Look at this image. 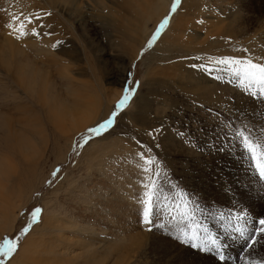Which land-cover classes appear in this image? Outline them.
I'll list each match as a JSON object with an SVG mask.
<instances>
[{"label":"rangeland","instance_id":"rangeland-1","mask_svg":"<svg viewBox=\"0 0 264 264\" xmlns=\"http://www.w3.org/2000/svg\"><path fill=\"white\" fill-rule=\"evenodd\" d=\"M42 1L0 0V44L5 37L4 61L0 57V172L17 168V177L9 173L4 180L5 193L11 201L25 193L28 197L33 183L44 178L18 214L13 233L2 235L0 244L7 238L17 240V246L11 257L0 256V262L18 263L27 236L21 230L32 224L35 208L41 209L40 224L45 198L69 194L82 206L77 190L97 169V162L105 161L109 165L100 170L114 173L111 180L118 192L129 193L123 205L131 220L128 230L119 235L99 232L98 259L86 254L85 264H264V232L260 231L264 226L258 223L264 219V174L258 166L264 165V89L242 81L232 71L243 63H219L231 57L264 65V0H180L175 11L173 0H122L128 10L120 8L121 0H103V8L93 9L82 0L70 17L63 11L60 16L49 11L61 27L48 26L52 35L46 38L33 36L31 29L37 27L26 22ZM138 13L143 20L130 37L143 39L144 44L135 57L134 52L122 53L120 44L123 26H130L126 18L132 22ZM166 17L167 23L149 47L148 41ZM179 22L188 31H176L166 48L175 45L189 50V55L175 60L177 68L168 63L167 76H160L155 60L161 53L155 50L175 26L179 28ZM9 23L13 29L6 27ZM21 24L27 34L17 39ZM219 29L222 36L215 37ZM228 32L234 33L233 39L221 42L232 38ZM55 55L58 69L57 62L53 64ZM185 69L193 70L190 82L181 79ZM19 76L36 99L27 97L31 95L15 80ZM125 87L132 89L130 99L117 110ZM196 96H207L211 104L196 103ZM54 97H61L59 102L81 99L97 106H89L80 119L67 123L68 130L75 124L86 129L66 147L60 140L56 161L51 149L42 150L54 141L47 123ZM110 117L107 128L89 131ZM20 126L30 133H22ZM35 130H42L47 142L38 143L40 154L32 157L38 165L29 172L22 156H31L28 152L19 156L16 143L36 144ZM145 206L151 209V224L143 222ZM86 208L93 213L92 206ZM117 219L121 228L127 225L120 215ZM133 227L137 229L132 231ZM63 235L69 243L78 239L73 230ZM85 237L81 240L87 245L93 238ZM83 253L77 249L69 255ZM55 254L45 255L55 258Z\"/></svg>","mask_w":264,"mask_h":264},{"label":"bare ground","instance_id":"bare-ground-1","mask_svg":"<svg viewBox=\"0 0 264 264\" xmlns=\"http://www.w3.org/2000/svg\"><path fill=\"white\" fill-rule=\"evenodd\" d=\"M151 1L153 2L154 0H151ZM42 2L43 3H41V5L35 4L37 7V8L35 7V9L38 12L33 9L32 11L34 13L32 12L33 14H29V17L31 16L33 20L31 24H34L37 27V31L39 33L37 37H45V38L50 37L52 35V33L48 30V26L58 27V28L61 27L59 26L60 23L58 24L57 20L55 19V17L57 16L56 15L57 13L60 16L61 15L60 11L61 12L63 11L66 13L68 17H70V15L74 14V11H77L79 8H81L80 5L83 3L82 0H43ZM120 2H121L120 8L121 9L124 8V10H128L127 8L129 6L126 5V3L124 4V1L122 0ZM85 5H87L88 7H91V9H93L94 6H98V8L104 7L103 0H87V3ZM50 10L56 16H54L53 14L49 15ZM37 15H39L40 17L39 20H36ZM138 15H139V18H137L135 14V18L133 19L132 22H130L131 19L129 20L128 18H126V22H128L130 26L129 27H127L126 25L123 26L124 28H122V31L124 32V38H123L122 43L120 44L122 53H126L129 51L130 53L134 52L135 57L138 51L140 50V48L142 47V45L144 44L143 39L136 41V39H132L130 37V33L138 29V26L142 23L143 16L141 13H138ZM43 23H46L47 25ZM183 25H182V22H179V28L175 29L176 28L175 26L173 30L170 32L169 37L164 42L158 43L159 45H158V48L155 50V52L161 53V56L157 60H155L156 62H158L157 68L155 69H156V73L158 72V75L160 76H167V73L169 72V67H170L168 63H173V66L177 68V65L174 63L175 60L180 59L182 56L187 55L189 53V50L181 48V47H177L175 45H173L171 49L166 48V46L172 43V40L174 39V33L176 31L181 32V33H186L188 31L187 26H183ZM217 32L218 33L214 35L215 37L222 36L220 34L221 32L220 29L217 30ZM227 35L232 38L223 39L221 42L225 40L233 39L234 33L228 32ZM48 41L50 40L47 39L46 43H48ZM206 41L207 39L205 40V42ZM4 43H5V37L2 38V42L0 44V57L2 58L3 61L5 57ZM212 44L213 43L210 44L209 48L212 47ZM49 49H50V46L48 50H46L45 48V51L48 52ZM41 50L42 48L39 50V53L43 55L44 53ZM61 51L62 49L60 48L59 52ZM203 51H207V50L204 48ZM20 54L22 56L23 52H21ZM151 57L152 55H150L147 59H150ZM52 59H54L53 60L54 62L52 60L50 61H52L53 64L57 62V65H55L57 67L56 69L60 68V61L57 58V56L56 55L53 56ZM2 60H0V62ZM164 62H167V64L162 65ZM2 66H3V62L1 63L0 67ZM49 67H51V65ZM182 72H184L186 75L184 76L181 74V79L183 81L190 82V78H193L192 77L193 70L185 69V70H182ZM6 78H10V77L7 76ZM15 80L20 84L22 88L24 87L28 91V93L31 96L30 97L27 96V97L30 100L33 98L36 99L31 94L32 91H30L26 86H24V83H23L24 79L21 76H19ZM24 88L23 90L25 92ZM206 90H207L206 91L207 93L209 92L210 88ZM63 99L66 100V98H63ZM193 99L195 100L196 103H199V104H203V103L211 104V101L208 99L207 96H196ZM59 100H61V97L60 99H56L55 97L53 98V101H52L53 103L50 104V108H49V111L50 110L52 111L49 117L47 116L48 117L47 123L50 125L52 129L51 133H54L53 134L54 141L52 140L53 143H50V146H46L47 147L46 149L45 148L42 149L43 153L51 149L50 151H52L53 156L55 157V161H56V150H57L58 144L60 143V140L64 139L65 145L63 147H66L68 142L74 135L86 129V126L77 127L75 124V126L73 125L70 127L71 130H68L67 123L76 122L78 119L81 118L83 112L89 109V106L91 107L93 106L91 102L81 101V99H80L81 102L80 101L76 102L75 99L71 100L72 102H70L69 100H67L66 102H64L63 100L62 102H59ZM41 104H43V102ZM96 107H97L96 105L93 106V108H96ZM71 109H76V111L71 112L70 111ZM16 120L17 119H15L14 121ZM11 125L12 124H10V126ZM13 128L15 129V124ZM21 128L23 129L21 130L22 133L29 132V131L27 132L26 128H23V127ZM41 131L37 130L34 133V134H38L39 136L38 142L36 144L16 143L17 149L19 151V156L25 155L27 152L31 156V157L22 156V161L27 162L26 165H27V170L29 172L35 171L36 166L38 165V162L32 159L33 156L36 157L40 154L39 152L40 147H37L38 143H41L42 141H46ZM12 132L15 136H18L17 132L14 133L13 130ZM46 135L47 134H45V136ZM47 145L49 144L47 143ZM104 165H109V162H105V161L97 162L96 164L97 169L94 170L90 176H87V179L84 181L83 185L80 186L79 190H77L79 191L78 194L81 197V199L79 200H81V203H83L82 206H79L78 204H76V203L80 204V202H78V200L76 201L75 199H73L74 197H70L69 194L61 195L59 197L55 195V197L53 198H45V200L42 201L43 208H44L43 217L39 220L41 221L40 224L36 222L37 225L35 226L32 223L30 229L26 233L27 236L23 240L24 242L20 248V252H18L17 254V256H19L17 260L18 263L16 261L17 264H79V263H76V261L80 258L81 261L83 262L84 260L83 258L86 256V254H88L91 259H94V261H96L98 259L97 253L99 249L102 247L100 246L98 242L99 232H102V233L108 232V233H111V235H119V233H123L122 231L128 230L129 225H130L131 216L126 212L125 205L123 204L128 198L129 193L118 192L117 188L114 185V181L111 180V177L112 176L115 177L116 175L111 172L106 173L100 170L102 167H104ZM113 168L114 170H117L116 169L117 166H114ZM9 173H10L11 178L17 177V168L12 167V170ZM9 173L3 174V172H0V240L3 237L2 236L3 234L13 233L15 227L17 226L16 224L18 221V214L23 209V206L27 204L30 197H32L31 194L34 191V189L37 188L40 183L44 182V178L41 181L39 180L40 178H38L37 181L33 183L30 192H27L29 193L28 197H26L27 194L25 193L19 200L11 201L10 199L12 198H9L5 193L6 184L4 182L5 178L9 176ZM73 188L74 187H72L69 191H72ZM126 190H129V187H126ZM88 205L92 206L94 209L92 214H89L87 211L86 207ZM79 207H83V210L79 211L78 209ZM119 215L127 222V225L124 226L123 228H121L122 222L117 219ZM136 229H137L136 227H133L131 230L135 231ZM72 230L78 239H76L77 241L75 240L74 243H69L64 239L65 236L63 235V232L69 231L70 233ZM85 235H89L91 238H93V239L88 240L89 243L87 245L81 240V239H86ZM82 244H84V246H82ZM48 245H49V248H48ZM50 249H52V251H50ZM77 249H81L82 251H84L82 256H79L78 254V256L75 257L78 252L79 253L81 252L78 250L77 253H74L75 256L71 257L72 256L71 252L76 251ZM45 254H52V255L55 254V258H52V257L48 258ZM69 254H71V256ZM68 256H70L71 259ZM65 257L66 258L68 257L69 259L68 258L66 259ZM14 259L16 260L15 256H14ZM84 262L82 264H85ZM14 263L15 261L12 259L7 264H14Z\"/></svg>","mask_w":264,"mask_h":264},{"label":"snow or ice","instance_id":"snow-or-ice-1","mask_svg":"<svg viewBox=\"0 0 264 264\" xmlns=\"http://www.w3.org/2000/svg\"><path fill=\"white\" fill-rule=\"evenodd\" d=\"M179 3H180V0H173L172 11L176 10L177 4H179ZM49 15H50V13H49ZM39 19H40V17H39V15H37L36 20H39ZM26 22L28 24H30L33 22V20L31 17H28V18H26ZM166 23H167V17L165 18V21L157 27L156 33L148 41L149 47L152 45L153 41L159 35L160 29L163 28ZM6 27H8L9 29H13L14 24L9 23L6 25ZM25 27H26L25 24H21V25H19V28L16 29L20 33L19 35L16 36L17 39H20L21 35L27 34L26 32L23 31ZM31 34L33 36H35V35H38L39 33H38L37 29L35 27H33L31 29ZM53 47H55V45H53ZM219 63H221V64H235V65H240L243 63V65H244L243 67L233 69L232 71L235 74L240 75L242 77V81L247 80L249 83H254V84L260 85L261 88L264 89V65L252 63L251 61L242 62L240 60L233 59L231 57H225V58L221 59L219 61ZM201 67H203V66H201ZM136 83L138 84V82H136ZM124 92H125V95L120 100L117 101V104H116L117 110H119L121 108V106L125 105L128 102V100L130 99V94L132 92V89L125 87ZM116 114H117L116 112H113L112 116L114 117ZM111 123H112V119L110 117L109 119L100 123L98 125V127L89 129V131L99 133L100 129L107 128L109 125H111ZM238 135H239V133H238ZM245 143L250 149L252 148V144L250 143V141L247 137L245 138ZM147 163H151V161H148ZM258 166L261 167L262 174H264V165H258ZM57 171H59V170L57 169ZM55 174L56 173L54 172L53 175H55ZM40 212H41L40 208H35L31 212V218H32L33 224L37 222V215ZM150 213H151V209L149 207L145 206L143 209V222L145 224H151L152 223V221L150 219ZM258 223L261 226H264V219H260L258 221ZM30 227H31V224L28 225L27 227H25L24 229H22L21 230L22 233H27ZM260 231L264 232V228H261ZM16 246H17V240H15V239L9 240V239L5 238L3 240V243L0 244V256H3L4 258L11 257L12 254L16 251ZM193 246L195 247V245H193ZM249 247H251V245H249ZM0 264H2V262H0Z\"/></svg>","mask_w":264,"mask_h":264}]
</instances>
